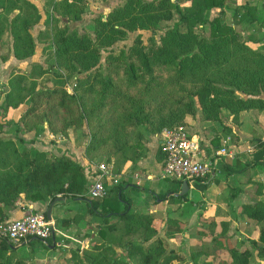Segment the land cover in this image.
Instances as JSON below:
<instances>
[{
	"label": "rangeland",
	"instance_id": "1",
	"mask_svg": "<svg viewBox=\"0 0 264 264\" xmlns=\"http://www.w3.org/2000/svg\"><path fill=\"white\" fill-rule=\"evenodd\" d=\"M75 6L67 9L62 0H41V10L30 0H0V58L7 55L13 42V36H25L21 23L31 22L29 34L35 42L34 55L35 61L27 62L21 67L12 66L6 76V85L12 86L20 83L24 86L22 91H16L13 100L26 94L30 86H47L49 88L60 86H148L145 94V124L138 126L139 142L142 151H145V133L154 134L153 130L173 128L183 126L188 129L190 126L202 125L204 135L210 141L213 148L220 146L221 137L229 136V145L235 151L239 137L243 140L239 145L245 150L249 158H253L252 150L259 138L264 141V110L243 109L238 113L237 121L233 120V114L226 108L221 110L219 121H206L203 119L200 107L192 92L198 85L206 81V74L218 76L222 71L227 74H234L245 67L247 49L252 48L256 54L253 55L254 67L250 73L259 81L264 79V0H225L222 8V18L220 25L225 28L222 37L212 39L210 22L198 23L192 20L180 21V12L189 10L188 0H176L173 6L171 3L172 17L168 20H161L156 30L137 29L127 31L124 39L118 40L111 46L100 47V58L95 68L81 73L72 74L70 70L54 66L56 63L55 49L57 40L64 34L77 35L79 37L90 38L97 44L96 29L100 19H106L109 12L122 6L126 0H72ZM219 8H213L208 12L209 19L221 15ZM77 16V17H76ZM40 23V24H39ZM176 30V31H175ZM176 32V35H175ZM140 38V47L148 54L154 51H161L162 48L169 49L177 60L184 56H193L200 53L202 42H206L205 49L210 43L215 42L218 50L211 67L200 68L195 74L185 70L182 74L176 64L164 65L152 63L151 70L145 71L139 68V59L135 55L137 50L136 38ZM4 46L1 47V44ZM6 43V44H5ZM8 43V44H7ZM134 64L136 70L132 74L129 72V65ZM8 73V71H7ZM59 73L61 77L54 75ZM249 73V74H250ZM16 74V75H15ZM78 79L81 82L78 83ZM228 80V79H227ZM239 80V77H237ZM219 87L233 89L242 98H246L245 86H235L224 82L221 77ZM140 87H138L139 91ZM264 90V86H262ZM263 90L259 95H263ZM24 109H27L29 100L25 99ZM7 118V113L0 105V147H4L11 152L23 151H43L51 155H61L68 152V130L66 133H53L46 127V123L40 124V129H28L24 126L21 129L16 127L19 117ZM235 126L236 132L231 131ZM214 125V129L213 126ZM217 130H216V129ZM227 128L229 130H227ZM160 131V132H161ZM52 133L54 137L48 134ZM221 133V134H219ZM25 135V136H24ZM81 130H77L76 142L83 137ZM26 137V139H25ZM236 141V142H235ZM209 149L207 153H210ZM250 148L251 152L247 151ZM232 150V151H233ZM107 159L100 157L95 161L102 162ZM13 162V160H11ZM263 162V161H262ZM258 170H264V162L258 164ZM209 178V176H208ZM119 179V183H121ZM161 189H157V194L165 196L160 199L152 195L147 196V192L138 191L137 188L131 189L130 197L132 210L138 213H146L152 209L157 216H162L163 222L160 224L159 231L163 235L171 237L170 244H166V252L173 250L184 257L183 260H174L172 264H222L230 261L229 247L242 250L247 247L251 250L252 256L250 264H264V257L256 254V249L252 245L255 232L264 226V220L258 225H254L247 215L242 213L243 204L246 201L256 203L263 201L264 197L257 199V192L260 191L259 182H253L244 192L246 199L236 202L228 210L215 208V212L203 214L206 211L205 202L201 201V185L197 182L190 188L191 195L185 194L184 198H171V194L166 193L170 180L161 181ZM223 186V180L221 182ZM115 189L108 191V196L114 197ZM231 190L225 195L228 198ZM264 193V191H263ZM141 199V200H138ZM250 199V200H249ZM200 204H199V203ZM81 213H84L83 211ZM75 214L70 216L74 219ZM212 219L215 225L209 227ZM98 220V219H97ZM263 224V225H262ZM259 226V227H258ZM200 228H204L205 235L199 233ZM97 239V237H95ZM259 238V232L257 240ZM218 239L219 242H216ZM79 244H75L78 248ZM93 245V244H92ZM150 243H145L148 248ZM93 248V247H92ZM123 248V247H122ZM118 264H142L138 255L126 260L125 249L123 248ZM206 251L207 254H200L193 259L195 253ZM108 259L115 258V253L108 248H102ZM85 253L82 264H88L85 260L87 256H94V250Z\"/></svg>",
	"mask_w": 264,
	"mask_h": 264
},
{
	"label": "trees",
	"instance_id": "2",
	"mask_svg": "<svg viewBox=\"0 0 264 264\" xmlns=\"http://www.w3.org/2000/svg\"><path fill=\"white\" fill-rule=\"evenodd\" d=\"M188 1L189 10L180 12V21L192 20L201 24L210 22L213 40L225 32V28L220 25L225 0ZM62 2L67 9L75 6V2L72 0H62ZM171 3L174 6L176 0H126L122 6L109 12L106 19H100L96 29L97 44L90 38L77 35L64 34L60 36L55 49L56 63L54 66L70 70L72 74L95 68L100 58V47L111 46L116 41L124 39L127 31L156 30L161 20L171 19ZM213 8L221 9L219 10L221 15L209 19L208 12ZM31 25L32 23L28 21L21 23L25 36H13L11 48H8L7 55L1 56L2 60H5L11 51L17 59L29 57L34 53L35 42L28 33ZM136 42L138 47L135 50V55L140 62L139 68L145 71L151 70L152 63H161L164 65L176 64L182 74L185 70L195 74L200 68L211 67L218 53L215 42L210 43L206 50L207 43L203 41L200 53L184 56L177 60L169 49L161 47V51L156 50L153 54H148L143 50V47H140L139 37L136 38ZM2 46H4L3 43ZM256 53L252 48H248L246 52L248 58H246L244 69L234 74H227L225 70L218 76L206 74V81L198 85L192 92L200 107L203 119L219 121L223 108L233 114L234 121H237L240 110L251 108L264 110V97H254L259 95L260 90H263L264 79L263 82L259 81L250 73L251 68L255 65L252 57ZM129 69L133 76L136 66L132 63L129 65ZM54 75L61 77L59 73H54ZM221 77L224 82L235 86H247L245 91L248 96L242 98L233 89L216 85L221 83ZM80 82L81 79H78V83ZM20 83L19 85L17 83L16 86H12V82L9 83L10 86L4 92L1 105L3 110L7 111L8 107H17L25 99L29 100L27 109L16 122V127L19 129L21 126H24L26 130L40 129L38 126L43 123H46V127L53 133H66L70 128H85V134L88 135L85 155L91 160L100 157L106 158L105 162L111 163L113 172L117 174L125 161H132L142 151L138 139L140 134L138 126L145 124L144 97L148 86H94L92 83L88 86L54 88L30 86L26 98L21 96L13 100L14 93L23 90L24 86H20ZM138 87H140L139 91ZM1 95L2 91H0V99ZM160 131V129H154L153 133ZM159 152L162 159L164 153L161 146ZM257 152H264V141H256L252 153L254 155ZM207 178L204 177L200 180ZM89 183V174L68 152L58 156H49L46 152L36 150L10 153L8 149L0 147V221L8 218L9 211L15 206V201L21 194L33 201L38 200L45 203H49L56 196H63L68 200L80 199L86 202L88 212L105 218L103 219L105 224L99 230V236L103 241H96L93 244L94 256L85 257L88 264H118L117 258L108 259L102 252V248H111L112 245L123 247L127 260L138 255L142 264H172L174 260L184 259L176 251L166 252L164 242L159 237L154 238L148 248L142 246V243L151 240L157 234L159 217L155 213L133 211L130 197L124 194L125 183H119L109 190L115 189L113 198L106 195L100 199H92L87 196ZM180 185V181L171 180V186L166 193L169 191L178 192ZM158 196L160 199H165L164 195ZM175 197L171 194V198ZM98 207L101 210L98 211ZM43 213L45 214V210ZM242 213L256 222L263 221L264 200L254 204H244ZM82 216L83 213L77 212L73 218ZM212 226L213 224H210V227ZM259 229L258 240L251 242L256 249L257 256L264 257V226ZM215 241L219 242L218 239ZM12 245L11 242L0 236V264L7 263L4 259V252L9 250ZM200 254H207V252H197L193 259H196ZM229 255L230 261H222V264H250L249 259L252 252L247 247L242 250L229 247ZM84 256L85 254H83ZM71 258L73 264L83 263L82 257L76 250H72Z\"/></svg>",
	"mask_w": 264,
	"mask_h": 264
},
{
	"label": "crops",
	"instance_id": "3",
	"mask_svg": "<svg viewBox=\"0 0 264 264\" xmlns=\"http://www.w3.org/2000/svg\"><path fill=\"white\" fill-rule=\"evenodd\" d=\"M30 1H32V3L37 6L39 10H41V0ZM36 57V54L34 55L33 53L29 57L17 59L14 57L11 51L5 60L0 58L1 85H6L7 82L5 75L9 74L12 66L21 67V65L27 62L35 61ZM7 90L8 86H0V91H2L0 105H2L3 102L4 92ZM24 105L25 103H20L17 107H8L6 111V117H18L24 109ZM202 125L190 126L187 130L192 136L197 138L200 147L203 148L207 153L208 150L212 149L214 146H212L210 141L207 139V136L204 135V127ZM226 125L231 127L230 123L226 122ZM211 127L214 129V125ZM230 129L232 132H235L238 135L235 126H232ZM77 130H81V132L84 134L83 137L79 139V144L76 142ZM227 130L229 129L227 128ZM85 132V128L68 129L67 148L68 153L72 154L73 157L84 167L85 172L89 174L90 180H92L97 162L94 159H89L85 155V144L88 140V135L85 134ZM160 133L161 132L155 134L145 133L147 138L145 146L147 149H145V151H141L132 161L127 160L122 164L118 175L119 179L122 181L121 183H125L124 194L128 197H135L130 193L132 188H137V190L141 192H147V196L152 195V197H156L157 189L159 190L161 187H164L162 186L161 181L168 178H162L160 175L161 162L163 159H161L162 155L159 152L161 142ZM228 137L229 136L221 137V140ZM257 140L260 139L257 138ZM242 141L243 140L241 137H239V140H237V142L235 141L237 143L235 151L232 149L234 153L231 156H223L218 160L214 167V171L210 174L209 178L206 180H197L194 183L197 184L198 182L202 187V198L200 203L205 202L204 207L206 208V211L203 214L204 217H207L206 213L215 212V208L219 207L218 204H220V209L228 210V207L233 209V205L236 202L248 200L246 199L244 192L247 190V187L252 185L253 182H259L261 185L260 191L257 192V199L259 200L264 197V170L257 169L258 164L264 162V152H257L252 156L253 158H249L250 156L247 155L245 150L241 149V145H239ZM247 151L251 152V149L248 148ZM168 180L171 181V179ZM222 180L223 186L221 185ZM170 186L171 183L169 187ZM230 190L231 193L229 197L225 198L226 193ZM190 195L191 191L189 196ZM48 204L49 203H45L44 201H33L26 195L21 194L20 197L15 201V206L9 211L7 220L19 218L29 212L44 211ZM245 204L254 203L246 201ZM97 210L99 211L101 208L98 207ZM82 211L84 212L82 217L70 219L72 214ZM148 212L155 213L152 211V209H149ZM51 216L54 222L55 232L54 238L48 240L50 245L46 246L42 241L36 238H29L27 241L22 242L21 244L12 245L9 250L4 252V259L7 261L6 264H73L71 258L72 250H76L78 252L80 257H82L83 262V254L88 253L91 255L89 252L93 251L92 244H94L96 241H103V239L99 236V230L102 228V226H104L105 222L103 219L105 218L88 212L86 202L84 200H68L65 197L64 202H58L53 205ZM157 217H159L158 227H160V224L163 222L162 216L159 215ZM111 220L113 221V219H110V221ZM254 223L256 226L261 222L254 221ZM210 224L215 225V221L212 219ZM200 229L202 230H200L199 233L205 235V230H203L204 228ZM159 230L155 237L147 241V243H150L154 238L159 237L163 240L164 246L166 247V244H170V240L172 239L167 235H163V233H161ZM258 232L259 230L255 232L256 236H254L252 239L257 240ZM95 237H97V239ZM53 242L54 245H51ZM145 243L146 242L142 243V246H144ZM75 244H79L78 248H76ZM122 249V247L115 245H112V247L109 248V250L115 253V258L118 260L122 259Z\"/></svg>",
	"mask_w": 264,
	"mask_h": 264
},
{
	"label": "built area",
	"instance_id": "4",
	"mask_svg": "<svg viewBox=\"0 0 264 264\" xmlns=\"http://www.w3.org/2000/svg\"><path fill=\"white\" fill-rule=\"evenodd\" d=\"M160 134V146L164 153L161 177L180 183L186 180L189 189L197 180L210 176L221 157L234 153L228 142L229 137L221 140L220 146L213 148L210 153H206L197 138L183 126L164 128ZM48 135L54 137L52 133ZM118 182L119 175L113 172L112 164L98 162L93 179L88 185L87 196L92 199L103 198ZM52 232H55L54 222L49 221L43 211L29 212L19 218L0 221V236L13 245L21 244L29 238L48 241L53 237Z\"/></svg>",
	"mask_w": 264,
	"mask_h": 264
},
{
	"label": "water",
	"instance_id": "5",
	"mask_svg": "<svg viewBox=\"0 0 264 264\" xmlns=\"http://www.w3.org/2000/svg\"><path fill=\"white\" fill-rule=\"evenodd\" d=\"M169 194H173L176 197H183L185 194H190V190H189V186L187 184L186 180H183L181 182L180 185V190L178 192H169ZM65 201V197L63 196H56L54 199H52L48 206L45 208V216L46 218L51 221L52 220V216H51V210L54 204L58 203V202H64ZM54 235V232H52ZM41 241V240H40ZM46 246H49L50 243L48 241H42ZM54 245V242L51 244Z\"/></svg>",
	"mask_w": 264,
	"mask_h": 264
}]
</instances>
